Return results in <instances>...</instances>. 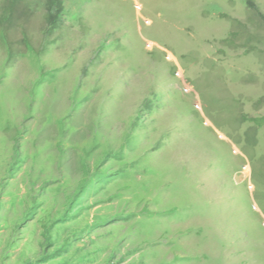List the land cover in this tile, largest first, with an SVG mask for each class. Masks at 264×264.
Segmentation results:
<instances>
[{
	"label": "rangeland",
	"instance_id": "rangeland-1",
	"mask_svg": "<svg viewBox=\"0 0 264 264\" xmlns=\"http://www.w3.org/2000/svg\"><path fill=\"white\" fill-rule=\"evenodd\" d=\"M0 264H264V0H0Z\"/></svg>",
	"mask_w": 264,
	"mask_h": 264
}]
</instances>
